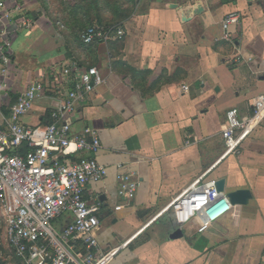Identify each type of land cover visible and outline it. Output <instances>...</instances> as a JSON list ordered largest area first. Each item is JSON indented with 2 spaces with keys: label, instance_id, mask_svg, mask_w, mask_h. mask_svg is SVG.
Returning <instances> with one entry per match:
<instances>
[{
  "label": "crops",
  "instance_id": "crops-1",
  "mask_svg": "<svg viewBox=\"0 0 264 264\" xmlns=\"http://www.w3.org/2000/svg\"><path fill=\"white\" fill-rule=\"evenodd\" d=\"M4 3L12 59L0 129L35 83L43 91L20 121L53 123L72 87L64 67H95L102 77L63 121L71 137L92 129L101 145L95 159L107 176L88 184L85 199L99 204L100 247L120 248L110 264H264V120L237 153L221 158L226 113L237 109L247 119L264 95V0H102L106 18L117 21L99 26L123 34L90 46L80 36L99 16L88 24L65 18L57 30L36 0L25 10L16 0ZM231 13L241 19L225 31ZM77 40L90 58L72 54ZM26 54L31 64L21 59ZM204 173L223 180L225 194L252 197L203 233L198 220L179 233L170 203ZM0 264H25L6 243L1 201Z\"/></svg>",
  "mask_w": 264,
  "mask_h": 264
},
{
  "label": "built area",
  "instance_id": "built-area-1",
  "mask_svg": "<svg viewBox=\"0 0 264 264\" xmlns=\"http://www.w3.org/2000/svg\"><path fill=\"white\" fill-rule=\"evenodd\" d=\"M3 7L0 1V10ZM1 12L0 105L7 99L12 59L10 31L2 22L8 15ZM240 19L238 13L228 14L223 29L238 24ZM122 34L118 26H90L82 32L80 41L90 46L121 38ZM62 71L70 77L72 87L59 111L52 114L53 123L29 127L20 121L43 91V86L35 83L10 105L11 120L0 129V201L6 243L25 264L37 260L39 264H110L120 248L100 247L96 239L99 204L85 199L88 184L107 176L106 167L95 159L101 145L92 129L71 137L70 124L63 121L103 80L95 67L74 64ZM263 120L264 95L254 99L247 119H241L237 109L228 111L221 132L225 147L221 158L237 153ZM206 175L194 180L170 203L179 233L192 220H198L197 231L203 233L231 208L226 194L217 189L218 181L205 179ZM122 180L126 182L127 178ZM134 188L130 185L129 191ZM64 218L70 221L63 224Z\"/></svg>",
  "mask_w": 264,
  "mask_h": 264
},
{
  "label": "rangeland",
  "instance_id": "rangeland-1",
  "mask_svg": "<svg viewBox=\"0 0 264 264\" xmlns=\"http://www.w3.org/2000/svg\"><path fill=\"white\" fill-rule=\"evenodd\" d=\"M0 1L4 3V0H0ZM9 1L15 2V0H9ZM32 1L35 0H16V2H18L20 6H24L23 7L24 10L25 8L29 7V2ZM36 1L40 6L44 7V9L47 10L49 18L51 19L57 30H60L63 27V19L65 18L68 20L77 19L80 22L82 21V24H86L87 22L88 23L93 22L92 21L93 15H97L99 17H97L96 21H94L93 25L95 26L96 25L102 26L117 21V20H113L109 22V20L106 18L108 11L105 9V6L107 7V5L105 3L103 4L102 0L100 6H97V10H94V8L92 7L94 4V0H36ZM0 11H5V3H4V7ZM110 11L111 13H115L112 10ZM8 14H10V12H8ZM8 14L6 13V15ZM8 18L11 19V16H8ZM18 36L20 38L19 40H21L22 35H18ZM72 45L74 48L72 53L73 55L86 54L87 57H89V55L91 54V51H88L85 47H83L78 40L73 42V44H69V46ZM30 58H31L30 56L27 57V54L25 56L21 55V59H23V61L31 64Z\"/></svg>",
  "mask_w": 264,
  "mask_h": 264
},
{
  "label": "water",
  "instance_id": "water-1",
  "mask_svg": "<svg viewBox=\"0 0 264 264\" xmlns=\"http://www.w3.org/2000/svg\"><path fill=\"white\" fill-rule=\"evenodd\" d=\"M217 189L220 192L224 191V181L219 180L217 182ZM226 197L231 206L235 205H246L247 202L251 199V193L248 190H236L226 194Z\"/></svg>",
  "mask_w": 264,
  "mask_h": 264
}]
</instances>
